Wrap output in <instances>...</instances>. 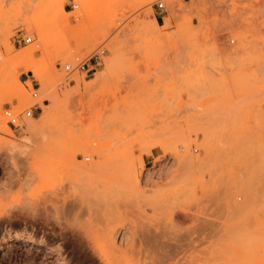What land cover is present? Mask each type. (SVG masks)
Returning <instances> with one entry per match:
<instances>
[{
	"label": "rangeland",
	"instance_id": "obj_1",
	"mask_svg": "<svg viewBox=\"0 0 264 264\" xmlns=\"http://www.w3.org/2000/svg\"><path fill=\"white\" fill-rule=\"evenodd\" d=\"M63 1L0 0V62L41 43L28 21L46 30L45 48L0 81L13 133L0 130V242L20 232L53 249L14 241L0 264H264V0H177L189 7L177 17L167 0L163 10L151 0ZM157 18L162 26L151 30ZM85 61L92 71L65 69ZM28 65L52 76L63 103L34 139L44 149L12 157L4 140L27 135L6 109L21 121L26 109L43 112ZM16 86L29 102L10 101ZM196 126L214 132L210 150ZM181 129L189 150L206 156L185 182V170L170 177L179 160L164 149ZM131 161L139 185L123 176ZM92 163L98 174L79 173ZM240 182L253 204L242 214L232 206L246 201ZM109 232L128 258L103 256L97 237Z\"/></svg>",
	"mask_w": 264,
	"mask_h": 264
},
{
	"label": "bare ground",
	"instance_id": "obj_2",
	"mask_svg": "<svg viewBox=\"0 0 264 264\" xmlns=\"http://www.w3.org/2000/svg\"><path fill=\"white\" fill-rule=\"evenodd\" d=\"M168 1V5H167V12L170 16H174L177 17L179 14H183L182 12L187 11V9L189 7H182L177 0H167ZM140 3H150L147 0H140ZM197 3V2H196ZM64 1L62 0L61 6H63ZM182 4V3H181ZM261 8V7H260ZM78 13H81V11H79ZM180 16V15H179ZM167 22H171V18L167 17L165 18V23ZM164 23V24H165ZM28 28L30 30L32 29H36L41 43H36L37 46H32L31 48H29L28 50L24 51L21 54L18 55H14L11 56L9 58H6L4 61L0 62V81L1 79L10 74L9 76H11V73H13L18 67L19 64H21L22 61L27 60L32 58L35 53L39 50H43L45 48V41H46V30L45 28L39 24L36 21H28L27 24ZM160 26H162L159 21H152L151 23V30H157ZM182 30V29H181ZM193 32V30H191ZM189 32V31H188ZM187 33V32H186ZM183 36V35H182ZM191 36V33L190 35ZM188 36L187 39H189L190 37ZM193 36V35H192ZM241 37V36H240ZM244 38V37H242ZM242 41V40H241ZM191 42V41H190ZM244 43V41H242ZM193 42H191L192 44ZM242 43V44H243ZM188 44V43H187ZM189 43V45H191ZM246 43H244L245 45ZM1 45L2 47L5 46L6 51L10 52L13 49V45L12 42L9 38L1 41ZM185 45V44H184ZM242 45V46H244ZM187 46V45H186ZM195 46V45H194ZM188 47V46H187ZM196 47V46H195ZM199 47V46H198ZM119 48V47H118ZM189 49V48H188ZM234 53L235 50H232ZM115 52V51H114ZM231 53V54H232ZM237 54V53H236ZM233 55V54H232ZM234 57V56H233ZM114 61V59L112 60ZM112 61H107L109 64ZM108 66V64H107ZM109 67V66H108ZM26 70L27 71H32L34 73V76L39 80L40 82V88L38 89L39 93L36 96V98L34 97V99L32 100V102L34 104H39L40 107L43 108V112L40 116V118H34V117H27L25 120L20 121V123L18 124V126H20L22 128V131L24 134H26V143L21 144L20 142L16 141V140H4V144L3 146L6 147L7 151L12 154V157H16V156H27L29 154H31L34 151H41L42 147H35V142L34 139L35 137H37L40 133L43 132L44 127L46 126V124L52 119V117L55 115V113L60 109L62 103H63V97L60 93V91H58L56 86H53V79L52 76H47L44 71H42L41 69H39L38 67L34 66V65H28L26 66ZM102 77V76H100ZM101 80V78H99ZM15 83L19 84L18 78H15ZM18 99L20 102V105H23L24 103L29 102V98L28 96L25 94V92L18 86H16L12 97L10 98V101H13V99ZM45 99H49L50 103H45ZM2 104V103H1ZM197 127V126H196ZM198 130L203 131L202 135H205V141L203 142L204 148L205 150H210L211 146L210 143H212V134L214 133L213 131L211 132L210 130L206 129V128H200L197 127ZM0 130L7 132L9 134H13L11 129L8 127L6 120L2 114V112L0 111ZM189 129H181L176 133V139L175 140H169L165 145H164V149L166 151H169L170 153L174 154L175 156H177L178 160H179V166L177 168V170L171 172V176L172 174L173 176H177L180 175V172L182 171H187V175L184 177V181L188 180L191 176L192 173L194 172V168L196 165L200 164L202 162V160H204V158L206 157L205 154L204 155H195L194 153H192L189 150L190 146V142L188 140V134H189ZM188 132V133H187ZM22 135V134H21ZM24 137V136H23ZM204 138V137H203ZM215 138V137H214ZM215 140V139H214ZM178 141H182L183 144L186 146V148L184 149L183 152L178 151ZM211 141V142H210ZM215 143V141H213ZM213 143V144H214ZM180 144V143H179ZM182 144V145H183ZM181 146V145H180ZM42 148V149H41ZM213 148V147H212ZM55 149V148H54ZM252 150V149H251ZM255 150V149H254ZM82 151H89L91 152V150H88L87 148H82ZM94 156L95 154L93 152H91ZM250 154V153H248ZM77 155V154H76ZM76 155L74 157H76ZM252 156V155H251ZM89 158V157H88ZM96 158V157H95ZM254 161V159H253ZM256 163V162H255ZM82 164V163H81ZM144 165H141L140 168H143ZM102 168V165L100 163H92L90 165H79L77 166V169L79 171L80 174H82L83 176H87V177H92L96 174H98L100 172ZM123 176L127 181H131L133 183H135L136 185H139V180H140V172H139V168L137 166V164L134 161H131L129 163H127L125 165V167L123 168ZM173 178V177H172ZM175 178V177H174ZM187 182V181H186ZM128 183V182H127ZM247 183V182H245ZM243 182H240L237 186V190L240 191L241 193H244V195H246L245 198V202L244 203H238V202H234L233 203V208L236 211V213L242 214L244 212H247L252 204V199H251V195L249 192V188L246 186V184ZM249 184V183H248ZM119 186V185H118ZM155 198V197H154ZM156 199V198H155ZM152 201V200H151ZM233 211V210H232ZM234 211V212H235ZM263 224V223H262ZM235 225V224H234ZM129 226V225H128ZM166 228V227H165ZM210 228V227H209ZM245 229V228H244ZM9 230V229H8ZM132 230V229H131ZM164 230V229H163ZM153 231V230H152ZM148 232V231H147ZM236 232V231H235ZM6 233V232H5ZM166 233V232H165ZM144 234V233H143ZM141 233V238L143 237V235ZM115 235L116 233L114 232H109L108 235L106 237H97V241H94L97 243L99 250L102 252L103 256L110 261L112 259V257H121V258H128L126 255L127 252L125 251H121V249H117V241L115 240ZM118 235V234H117ZM145 235H147L145 233ZM167 235V234H166ZM229 235V234H228ZM125 236V235H124ZM149 236V235H148ZM146 236V237H148ZM243 236V235H242ZM245 236V235H244ZM118 237V236H117ZM121 237V236H120ZM160 237V236H159ZM231 237V236H230ZM140 238V239H141ZM144 238V237H143ZM150 238V237H149ZM148 238V240H149ZM158 238V237H156ZM243 238V237H242ZM121 239V238H119ZM128 239V238H127ZM126 239V240H127ZM125 240V238H124ZM123 240V241H124ZM125 240V242H126ZM144 240V239H143ZM147 240V239H146ZM173 240V239H171ZM14 241H19L20 243H23L24 245H39L42 247V250L45 251L46 253H52L53 249L51 248L52 246L48 247L46 244H44L43 242H41V240H38L34 237H27L24 236L22 233L20 232H12L7 235H4L1 238V242H0V254L3 251V246L4 244L7 243H11ZM122 241V240H121ZM122 241V242H123ZM145 241V240H144ZM152 241V240H151ZM150 241V242H151ZM155 241V240H153ZM152 241V242H153ZM244 241V240H243ZM256 241V240H255ZM93 242V243H94ZM138 242V241H137ZM136 242V243H137ZM146 242V241H145ZM159 242V241H158ZM156 242V243H158ZM46 243V242H45ZM127 243V242H126ZM132 243V241H131ZM142 243V242H141ZM144 243V242H143ZM254 243V242H253ZM125 246V243H123ZM130 244V243H129ZM128 244V245H129ZM140 244V243H139ZM153 244V243H152ZM170 244V243H169ZM175 244V243H174ZM261 244V242H260ZM10 245V244H9ZM94 245V244H93ZM136 245V244H135ZM144 245V244H142ZM157 244H154V247H156ZM161 244V248H162ZM177 245V244H176ZM19 246V245H18ZM21 246V245H20ZM141 246V245H140ZM145 246V245H144ZM149 244H148V249H149ZM153 247V248H154ZM177 247V246H176ZM180 247V246H179ZM146 248V247H145ZM152 248V247H151ZM150 248V249H151ZM157 248V247H156ZM170 248V247H169ZM155 249V248H154ZM173 249V248H172ZM143 250V249H142ZM153 250V249H152ZM158 251V248L156 249ZM163 250V249H162ZM161 250L162 253H165ZM174 250V249H173ZM133 252V251H132ZM149 252V251H148ZM156 252V251H155ZM169 252V251H168ZM167 252V253H168ZM237 252V251H236ZM239 252V251H238ZM237 252V253H238ZM241 252V251H240ZM151 253V252H150ZM154 253V252H153ZM167 253H165V256H167ZM172 252H170L171 254ZM141 254V253H140ZM156 254V253H155ZM161 254V253H160ZM119 255V256H118ZM133 255V254H132ZM158 255V254H156ZM240 255V254H239ZM160 256V255H159ZM163 256H161L162 258ZM239 257V256H238ZM55 258V257H53ZM132 258V257H131ZM130 258V259H131ZM57 259V264H67L68 261L66 262V260H59L58 258H55V260ZM119 260V259H118ZM117 264V263H116Z\"/></svg>",
	"mask_w": 264,
	"mask_h": 264
},
{
	"label": "built area",
	"instance_id": "obj_3",
	"mask_svg": "<svg viewBox=\"0 0 264 264\" xmlns=\"http://www.w3.org/2000/svg\"><path fill=\"white\" fill-rule=\"evenodd\" d=\"M151 1L159 9L163 10L165 8V2H164V0H151ZM32 41H33V38L30 37V36L24 38V42L25 43H31ZM2 55L3 54H2V52L0 50V59H1ZM65 69L69 73L73 72L75 69H81V70H85L87 72H90V71L93 70V68H90L89 67V64L86 61L79 63L75 67H73L71 64H67V65H65ZM37 90H38V88H34V92L32 93L33 97H36L38 95ZM5 115L8 118V122L11 125H13V126H18V124L21 121V115L20 114H16L11 109H6ZM25 115L28 116V117H33L35 115L34 107H31L30 109H26L25 110Z\"/></svg>",
	"mask_w": 264,
	"mask_h": 264
},
{
	"label": "crops",
	"instance_id": "obj_4",
	"mask_svg": "<svg viewBox=\"0 0 264 264\" xmlns=\"http://www.w3.org/2000/svg\"><path fill=\"white\" fill-rule=\"evenodd\" d=\"M157 20L159 21V19L157 18Z\"/></svg>",
	"mask_w": 264,
	"mask_h": 264
}]
</instances>
